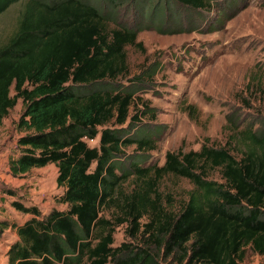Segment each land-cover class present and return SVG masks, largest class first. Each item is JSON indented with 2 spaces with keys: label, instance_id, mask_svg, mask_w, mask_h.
Returning <instances> with one entry per match:
<instances>
[{
  "label": "trees",
  "instance_id": "16d2710c",
  "mask_svg": "<svg viewBox=\"0 0 264 264\" xmlns=\"http://www.w3.org/2000/svg\"><path fill=\"white\" fill-rule=\"evenodd\" d=\"M15 1L0 0V13ZM174 1L197 12L221 3ZM217 8L223 17L224 6ZM155 12L151 8L150 14ZM107 20L93 0H24L13 33L0 44V125L17 98L23 102L17 122L23 131L17 139L20 152L9 159L10 171L20 175L53 162L56 182L64 186L60 199L67 204L42 214L36 205L11 200L31 216L22 223L0 218V234L10 227L17 235L6 250L7 264H161L147 248L125 242L113 246L114 226L101 215L103 205L117 201L118 186L128 176L117 172L121 146L154 148L156 143L145 132L123 136L121 124L138 87L115 80L128 70L125 47L139 43V26L109 28ZM144 74L149 75L135 76L137 84ZM152 109L144 103L131 121ZM239 133V156L228 147L206 144L183 154L168 150L158 174L188 178L193 187L186 202L162 219L153 181L141 180L119 202L124 212L119 221L128 219L134 234L148 215L145 229L181 264H245L247 247L263 255L264 130L250 126ZM97 134L98 145L84 139ZM132 167L136 177L148 171L138 162ZM209 167H218L223 180L210 178Z\"/></svg>",
  "mask_w": 264,
  "mask_h": 264
},
{
  "label": "rangeland",
  "instance_id": "374dc122",
  "mask_svg": "<svg viewBox=\"0 0 264 264\" xmlns=\"http://www.w3.org/2000/svg\"><path fill=\"white\" fill-rule=\"evenodd\" d=\"M23 2L17 0L0 13V44L13 33ZM93 2L108 15L109 28L139 26V43L125 47L128 70L115 80L119 85L138 87L127 121L121 124L122 133L124 137L144 132L156 137L154 148H139L135 143L121 146L123 154L116 156L120 164L117 172L122 169L128 176L118 186L117 201L103 205L101 215L114 226L113 246L125 242L147 248L161 264H181L166 255L164 245L156 243L151 230L145 229L148 215L141 217L138 230L132 234L129 220L119 221L124 215L119 202L136 182L149 180L153 181L152 194L161 207L160 217L173 215L188 199L193 184L171 172L161 170L158 174L157 168L164 164L168 150L183 154L206 144L228 147L239 156V131L250 126L264 130V0H221L201 12L174 0ZM217 6H224L221 13L226 16H217ZM151 8L158 12L151 15ZM141 72L149 75H142V84H137L135 76ZM144 103L153 107V115L148 112L138 116L140 121L132 122L130 116ZM22 109V98L18 97L0 125V218L17 223L31 214L16 209L11 204L13 199L36 205L42 214L67 207L60 199L64 186L56 182L57 166L53 162L20 175L10 171L9 159L20 152L17 139L23 131L17 122ZM84 139L90 146L99 144V134ZM134 162L147 167V173L136 177ZM207 170L210 178L223 180L218 167ZM16 237L10 227L0 234V264H7L6 250ZM243 262L264 264V254L247 247Z\"/></svg>",
  "mask_w": 264,
  "mask_h": 264
},
{
  "label": "built area",
  "instance_id": "2783aa9c",
  "mask_svg": "<svg viewBox=\"0 0 264 264\" xmlns=\"http://www.w3.org/2000/svg\"><path fill=\"white\" fill-rule=\"evenodd\" d=\"M84 138H89V137H84ZM91 138H94V137H91Z\"/></svg>",
  "mask_w": 264,
  "mask_h": 264
}]
</instances>
